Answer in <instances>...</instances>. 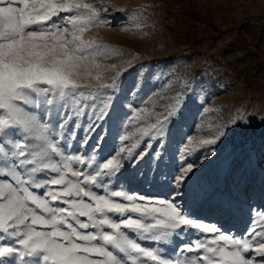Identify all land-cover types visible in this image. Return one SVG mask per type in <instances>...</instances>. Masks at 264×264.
<instances>
[{
    "label": "snow or ice",
    "instance_id": "snow-or-ice-1",
    "mask_svg": "<svg viewBox=\"0 0 264 264\" xmlns=\"http://www.w3.org/2000/svg\"><path fill=\"white\" fill-rule=\"evenodd\" d=\"M109 7L87 0H0V264H264V209L254 210L249 227L235 235L192 218L175 198L111 185L124 161L138 163L148 154L137 151L141 144L165 136L182 109V93L163 113L133 109L115 155L70 151L82 124L79 145L85 148L108 119L124 65L137 58L104 63L124 51L86 37L110 24L101 16ZM249 122L238 109L209 136L189 137L182 162L203 147L215 154L231 129ZM196 167L184 164L176 185ZM185 229L201 236L171 255L140 242L166 245Z\"/></svg>",
    "mask_w": 264,
    "mask_h": 264
},
{
    "label": "rangeland",
    "instance_id": "rangeland-1",
    "mask_svg": "<svg viewBox=\"0 0 264 264\" xmlns=\"http://www.w3.org/2000/svg\"><path fill=\"white\" fill-rule=\"evenodd\" d=\"M87 2L114 6L101 12L108 26L86 33L125 53L103 62L120 65L137 58L130 67L124 65L127 70L112 93L108 119L85 148L79 145L85 135L82 124L70 151L96 150L100 159L115 155L133 109L163 113L182 93V109L168 122L165 136L141 144L137 151L148 154L138 163L124 161L111 185L150 198H175L192 218L243 234L254 210L264 209V0ZM137 23L140 31H135ZM125 28L130 31H122ZM238 109L250 121L246 126L231 129L214 146L215 154L211 146L203 147L182 162L180 150L189 137L209 136ZM186 163L198 167L177 186L175 177ZM200 236L185 229L166 245L140 242L166 248V255H171Z\"/></svg>",
    "mask_w": 264,
    "mask_h": 264
}]
</instances>
